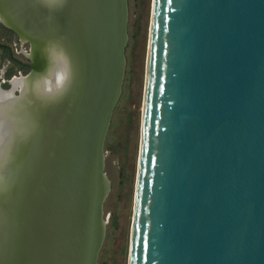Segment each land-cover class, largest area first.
I'll use <instances>...</instances> for the list:
<instances>
[{
	"label": "water",
	"instance_id": "water-1",
	"mask_svg": "<svg viewBox=\"0 0 264 264\" xmlns=\"http://www.w3.org/2000/svg\"><path fill=\"white\" fill-rule=\"evenodd\" d=\"M8 1L14 22L0 12V24L18 37L52 29L30 40L29 73L39 72L66 9ZM109 14L103 33L89 15V70L61 103L26 93L17 105L38 129L18 141L0 188V264H54L48 250L43 262L47 232L62 264H97L103 152L127 46ZM129 264H264V0L153 1Z\"/></svg>",
	"mask_w": 264,
	"mask_h": 264
},
{
	"label": "rangeland",
	"instance_id": "rangeland-1",
	"mask_svg": "<svg viewBox=\"0 0 264 264\" xmlns=\"http://www.w3.org/2000/svg\"><path fill=\"white\" fill-rule=\"evenodd\" d=\"M153 1L127 0L128 40L124 52L125 74L103 152L109 193L102 205L105 235L97 264H129L130 260ZM0 42L12 45L16 42L18 46L13 48H17L18 52H13L14 58L31 65L25 54V50L31 48L30 45L21 42L19 37L3 24H0ZM14 65L7 52H0V70H9ZM27 71L26 74L30 69ZM17 74L19 69L14 70L12 78ZM4 79L8 80V77ZM0 82L4 88L9 87L3 80L0 79Z\"/></svg>",
	"mask_w": 264,
	"mask_h": 264
},
{
	"label": "clouds",
	"instance_id": "clouds-1",
	"mask_svg": "<svg viewBox=\"0 0 264 264\" xmlns=\"http://www.w3.org/2000/svg\"><path fill=\"white\" fill-rule=\"evenodd\" d=\"M37 3L54 15L63 11L68 0H37ZM25 54L34 59L30 49ZM42 55L41 71L19 73L5 81L9 87L0 86V188L5 186V174L15 160L18 141L29 138L38 129V123L30 115L19 112V102L28 93L44 107L59 104L76 82L73 57L62 42L49 41Z\"/></svg>",
	"mask_w": 264,
	"mask_h": 264
},
{
	"label": "bare ground",
	"instance_id": "bare-ground-1",
	"mask_svg": "<svg viewBox=\"0 0 264 264\" xmlns=\"http://www.w3.org/2000/svg\"><path fill=\"white\" fill-rule=\"evenodd\" d=\"M97 1L99 2L97 3ZM104 1H106V4H104ZM63 10L66 11L68 22L64 34L63 35L59 34L60 35L59 41L62 42L65 46L67 43L66 47L73 57L74 67L76 71V81H77L79 77V72H81V70H83L84 74L85 72L87 74L89 70V15L91 16L92 19H96L94 18L96 15L97 18L100 17L102 18V21H100V23L103 25L102 28V33H103V29L105 27V22L107 18L106 15H110L109 14L110 12L112 17H114L113 20L116 22V25L119 29L118 45L124 47L127 43L125 26L128 21V14L126 10L125 0H68V4ZM0 12L3 17V23L7 25H11L14 22V16L10 9V1L0 0ZM51 30L52 29L50 26L43 24V26L38 30L29 29L28 31H24V30L23 32L21 31V33H19V36L23 40L22 42H27L30 44L31 37L40 35V38H42V35L50 34ZM26 33H28L27 36L25 35ZM79 53H80V58H79ZM28 59L32 62L31 58L28 57ZM79 59L82 60V64L79 62L80 61ZM82 67H84L85 70ZM85 93H86V89H85ZM74 108L75 106H70L68 108L64 107L60 111L61 116L65 115L69 117V115L72 113ZM65 167L66 165H64V169ZM70 167L71 164H68V169H70ZM72 167H73V172L78 170L73 164ZM8 173H9V169L6 174L7 176ZM35 206L37 208L38 204L35 203ZM79 208L80 207L77 199L76 206L74 209L78 210ZM58 239L53 238V235L47 232V239L44 240V242L47 243V249L45 247L43 251L45 253V257L43 260L44 263H45V259L48 257V252H47L48 250L51 253V256L53 255L52 258L53 263L62 264L61 258L59 257V254L57 253L55 248L56 244L58 243Z\"/></svg>",
	"mask_w": 264,
	"mask_h": 264
},
{
	"label": "flooded vegetation",
	"instance_id": "flooded-vegetation-1",
	"mask_svg": "<svg viewBox=\"0 0 264 264\" xmlns=\"http://www.w3.org/2000/svg\"><path fill=\"white\" fill-rule=\"evenodd\" d=\"M19 38H21V37L19 36ZM13 46L17 47L18 44L16 42L13 45L10 44V43H1L0 42V52H7L9 57L14 61V64H15L12 68H9V70L7 69V70H3L1 72L2 75L0 76V79L3 80V83H6L5 82L6 79H4V77H6V76L8 77L9 72H11V71H13L15 69H19V73H23V72H25L24 70H28L29 69L27 64H24L21 61L16 60L14 58L13 52H18V51H17V48L14 49ZM30 47H31V45H30ZM30 50H31V48H30ZM22 52H24V50H22ZM26 57L28 58L27 55H26Z\"/></svg>",
	"mask_w": 264,
	"mask_h": 264
},
{
	"label": "trees",
	"instance_id": "trees-1",
	"mask_svg": "<svg viewBox=\"0 0 264 264\" xmlns=\"http://www.w3.org/2000/svg\"><path fill=\"white\" fill-rule=\"evenodd\" d=\"M24 71H25V74L28 72L27 70H24ZM13 74H14V70L9 72L8 79L12 78ZM5 87H7V86H5Z\"/></svg>",
	"mask_w": 264,
	"mask_h": 264
}]
</instances>
